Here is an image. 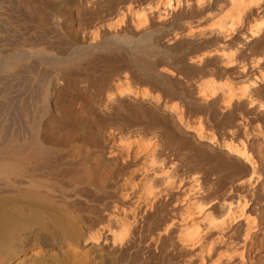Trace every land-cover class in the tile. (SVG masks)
<instances>
[{"label":"bare ground","instance_id":"1","mask_svg":"<svg viewBox=\"0 0 264 264\" xmlns=\"http://www.w3.org/2000/svg\"><path fill=\"white\" fill-rule=\"evenodd\" d=\"M0 264H264V0H0Z\"/></svg>","mask_w":264,"mask_h":264},{"label":"rangeland","instance_id":"2","mask_svg":"<svg viewBox=\"0 0 264 264\" xmlns=\"http://www.w3.org/2000/svg\"><path fill=\"white\" fill-rule=\"evenodd\" d=\"M142 68H144V67H141L139 70H141L140 72H142ZM35 181L37 182V183H39L40 184V186H41V188L44 190V189H49L50 190V192H52V194L54 193H56V195H57V193L59 192L58 190H61V188L55 183V182H53V181H51V180H49L48 178H47V180L46 179H40V178H35ZM51 183V184H50ZM54 185V186H53ZM60 188V189H59ZM56 189V190H55ZM50 200L51 201H53L54 203H58V204H60V205H63V206H65V207H68L69 208V206H67L66 204H63V203H60L59 202V199H57V198H53V197H50ZM91 205V204H90ZM93 205V209H98V206H97V204H92ZM78 207V206H77ZM72 208L71 209V211H73V212H77V213H80V214H88V212H86V211H84V206H79L78 208ZM80 207H81V209H83V211H80L81 209H80ZM83 207V208H82ZM94 207H96V208H94ZM80 209V210H79Z\"/></svg>","mask_w":264,"mask_h":264}]
</instances>
